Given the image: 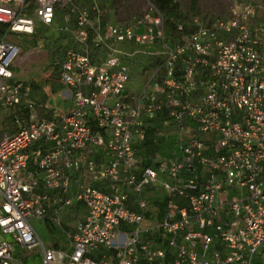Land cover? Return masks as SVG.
Wrapping results in <instances>:
<instances>
[{"label": "built area", "instance_id": "1", "mask_svg": "<svg viewBox=\"0 0 264 264\" xmlns=\"http://www.w3.org/2000/svg\"><path fill=\"white\" fill-rule=\"evenodd\" d=\"M228 3L208 19L173 20V36L154 6L131 24H91L77 11L76 46L55 63L71 107L45 102L38 117L15 80L22 51L12 39L52 28L67 0H0V111L15 128L0 130V264L39 248L40 264H255L264 255V0ZM122 45L149 58L136 98ZM149 131L162 141L145 163L138 146ZM96 154L109 163L98 168ZM74 203L86 213L67 247L45 248L31 222L61 227L48 209ZM152 218L158 236L148 239ZM100 250L115 257L96 258Z\"/></svg>", "mask_w": 264, "mask_h": 264}, {"label": "rangeland", "instance_id": "2", "mask_svg": "<svg viewBox=\"0 0 264 264\" xmlns=\"http://www.w3.org/2000/svg\"><path fill=\"white\" fill-rule=\"evenodd\" d=\"M180 4V10L182 11V17L180 19L185 20L184 14L190 16H200L203 18H210L217 14L223 13L224 10L230 5L228 0H176ZM113 2H117L116 8L118 13L116 18H119L118 23L131 24L133 18L142 17L143 14L148 12L151 3L150 0H67L65 7L58 10L54 21L53 28L45 29L41 26L36 28L35 33L32 36H24L17 39L21 47V55L14 63L15 80L21 82L24 86L30 89V93L23 99L26 104L34 103L36 106L37 116L42 115V110L39 107L43 103L47 102L52 106L59 105V95L64 89L57 76V64L62 57V53L65 49L75 47V41L72 34V29L75 25V15L79 10H85L90 17L91 24H95V20L92 18L98 14L94 11V14L89 13L95 4L102 6L99 8H106L104 11L101 9L100 20L104 22L112 21L113 14L108 10L112 6H115ZM134 5L135 12L130 15L125 6ZM89 11V12H88ZM93 12V11H92ZM94 15V16H93ZM187 17V16H186ZM67 27L69 31H60V28ZM0 39H4L3 33L0 35ZM130 56L122 58L123 63L128 66L129 72H134L135 75L133 81L127 86V91L133 97L138 96L140 86L144 85L146 77L148 76L146 65L149 64V58L139 48L132 45H125L122 48ZM96 59L99 60L103 57L102 52L95 53ZM143 78H140V77ZM145 77V78H144ZM134 79H136L134 81ZM138 79V80H137ZM13 117L10 112L1 111L0 116V129H7L14 131L12 125ZM63 219L61 218V221ZM83 218H67L64 225L62 223L61 228L65 229L66 233L71 232L78 222ZM64 222V220H63ZM159 218H152L144 223V228L153 226V231L145 233V236L150 239V233L153 236H158L157 228ZM32 226L36 231L41 244L45 248L53 249H65L68 244L67 235H53L47 231L44 221L33 220ZM53 226V225H51ZM2 238V236H0ZM123 241V240H122ZM14 257L20 261L21 264H40L41 262V249H37L33 254H20L15 253ZM96 258L110 259L114 258L113 253H109L106 250H100L95 255ZM264 258V255L262 256Z\"/></svg>", "mask_w": 264, "mask_h": 264}, {"label": "crops", "instance_id": "3", "mask_svg": "<svg viewBox=\"0 0 264 264\" xmlns=\"http://www.w3.org/2000/svg\"><path fill=\"white\" fill-rule=\"evenodd\" d=\"M113 4H115V6H112L110 9H108L111 14L114 15V17L112 18V21H118V19L116 18V14L118 13V8H116L117 6V2H113ZM108 5V4H107ZM105 6L106 8L108 6ZM153 6V5H151ZM99 7H102V6H98V4H95V7L92 8V11H88L89 13L91 14H94L96 11V13L98 14L97 16H94L92 19L95 20V23H97L98 21L100 22H104L103 20H100V15L99 14H103L101 13V9L104 11V9L106 8H99ZM127 7V11L130 15L134 14L135 12V7L134 5H127L123 8H126ZM155 8V7H154ZM53 28V27H52ZM67 28V27H65ZM51 29V28H49ZM68 29V28H67ZM69 31V30H67ZM67 31H63V32H67ZM125 45H122L121 47L123 48ZM14 69V68H13ZM135 73L134 72H131L130 71V81L132 82L133 81V78L134 77ZM140 78H143L142 76ZM145 78V77H144ZM136 79H134L135 81ZM138 80V79H137ZM145 84V82H144ZM142 87L144 88V85L140 86V89L138 91V95L140 94L141 90H142ZM59 95V105L58 106H52V104H50L52 107H57L60 111L62 112H67L70 107H71V101L69 99V96L68 94L66 93V91L63 89L62 90V93H58L56 96ZM48 102V101H47ZM11 114V112H10ZM0 116H1V111H0ZM11 117H12V114H11ZM2 130V129H0ZM5 131H9L7 129H3ZM10 132V131H9ZM140 156L143 158V156L140 154ZM95 159H96V162H97V166L98 168H102L104 165L108 164L109 161H110V157L104 155V154H96L95 155ZM143 161H147V159H143ZM28 174L33 177L35 180H37L38 182L43 178V174L38 170L36 169L35 166H30L28 168ZM96 187L98 188H101V189H106L107 187V182L105 180H99L97 181L95 184H94ZM85 208L84 206H82L81 204H78V203H74L72 206L70 207H67V208H63V209H60V210H57L55 207H51L48 209V212H47V216L45 218H62L64 220H62V223L64 225L65 224V220L67 218H84L85 216ZM45 225H46V228H47V231L53 235H58V234H62V235H66V231L65 229H62L61 227H58L52 223H49V221L45 222ZM53 225V226H51ZM1 239V238H0ZM255 264H264V258H257L256 261H255Z\"/></svg>", "mask_w": 264, "mask_h": 264}, {"label": "trees", "instance_id": "4", "mask_svg": "<svg viewBox=\"0 0 264 264\" xmlns=\"http://www.w3.org/2000/svg\"><path fill=\"white\" fill-rule=\"evenodd\" d=\"M153 6L159 13H161L165 18V29L168 35L173 36L175 34V26L173 24V20L180 19L182 17V11L180 10V4L176 0H150ZM119 19V18H117ZM3 25L0 24V35L3 32ZM147 66V65H146ZM157 141H162L160 139H155L152 135V132L149 131L147 136V140L140 146H138V153L143 156V159H147L144 161L145 163H150L152 157L160 151V147L156 144ZM152 203V206H156L157 210L160 211L162 209V203L158 200H155ZM258 258H262L259 255Z\"/></svg>", "mask_w": 264, "mask_h": 264}]
</instances>
